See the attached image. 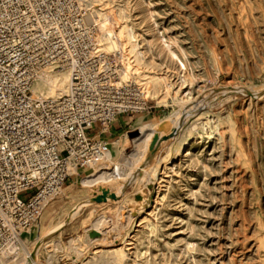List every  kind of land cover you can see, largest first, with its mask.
<instances>
[{
  "label": "rangeland",
  "instance_id": "1",
  "mask_svg": "<svg viewBox=\"0 0 264 264\" xmlns=\"http://www.w3.org/2000/svg\"><path fill=\"white\" fill-rule=\"evenodd\" d=\"M83 1L87 16L102 4L123 17L148 92L146 111L94 134L123 156L149 123L161 137L126 178L83 185L112 169L106 160L80 170L24 235V251L33 264H264V0ZM98 43L121 50L116 37ZM180 112L176 132L169 120Z\"/></svg>",
  "mask_w": 264,
  "mask_h": 264
},
{
  "label": "built area",
  "instance_id": "2",
  "mask_svg": "<svg viewBox=\"0 0 264 264\" xmlns=\"http://www.w3.org/2000/svg\"><path fill=\"white\" fill-rule=\"evenodd\" d=\"M118 70L77 0H0V258L18 253L65 184L104 157L95 128L148 109ZM45 71L67 73V93L34 94Z\"/></svg>",
  "mask_w": 264,
  "mask_h": 264
},
{
  "label": "bare ground",
  "instance_id": "3",
  "mask_svg": "<svg viewBox=\"0 0 264 264\" xmlns=\"http://www.w3.org/2000/svg\"><path fill=\"white\" fill-rule=\"evenodd\" d=\"M85 1L88 2L89 5L92 6L93 3L99 2L100 0H85ZM77 2L85 10L86 22L96 27V43H97L99 51L104 52L105 54L113 57L116 64L119 66L118 84L131 82L137 85L138 87H140L145 92L148 98V92L145 86L137 82V79L142 80L146 78V76L141 72V69H142L140 67V65L142 64L140 60L141 53L138 52L135 45L133 44L131 45V40L134 39V36L132 35L131 31L128 28H126V26L122 27L121 23H122L123 17H120L119 13L116 10H113L111 7H107L102 4L99 6H96L97 9L96 8L94 9L95 4H93L94 10L91 13H89V15L87 16V11L85 8L84 1L77 0ZM98 30H99V37H98ZM112 37L113 38L116 37L119 40V44L121 46V48L119 47L121 49L119 51V54L117 52L118 50L113 51L117 56L114 55L113 53H109V50L107 49H102V47L98 43L100 42V38H103L104 40H110ZM128 44L131 46L132 55L134 56L135 53L137 54L134 60H131L132 57H129L128 56L129 53L126 51V46ZM115 56L118 59V63H117ZM133 77H135L137 83L134 81H130V79ZM157 81L158 83L159 82L161 83L162 79L157 78ZM39 83L44 85V91L46 88H49L50 94L52 96L46 95L45 94L46 91L45 92L42 91L41 93H39V95L33 92L34 94L41 96L43 98H47V99H50V98L57 99L61 97L63 94L67 93L68 87L70 85V78L67 73H54L50 71H45L42 73L39 79L35 82L33 90L35 89V86ZM56 93H57V96H56ZM186 115L188 114H184V113L182 114V112H180V113H177L175 117H173L171 120H169L172 123V126H173L172 128H175L176 132H178L177 129H180V127L184 124L185 122L184 119L187 117ZM141 121L143 120L142 119L137 120L138 123ZM147 126L149 127V129L143 134H142L143 130L139 129L138 133L142 135L139 136L134 142L135 151L133 154H130L128 156H123L121 152H119L118 144L116 142L113 143L111 149H109V146H108V151L106 152L104 157L101 158L98 162H96V163H99L103 160L108 159V161L113 166L112 169L94 173L93 175H90L89 177L84 179L82 181V184L92 186L96 184L97 182L102 183V182H109L112 179L126 178L128 174L125 171L129 170L133 166H139L142 163L147 151L149 150L151 141L154 142V138L156 135L158 137H161V132L158 129V125H156L155 123L154 124L149 123ZM117 156H119L118 160H117ZM93 166H94V163L90 164L87 168L83 169V173L85 174V170L91 169ZM140 170L143 176V173L145 174V172L143 171L144 168ZM96 228H98V226H96ZM25 241L27 242L28 240L26 239ZM24 250H27V247L25 245H23L21 250L15 255L11 257L0 258V264H7L9 262H11L12 264H33L32 258H35L36 256L35 251L30 252V255L32 257L31 258ZM23 251L25 252V257L18 258L17 255L22 253ZM48 263H51V259L48 260Z\"/></svg>",
  "mask_w": 264,
  "mask_h": 264
},
{
  "label": "crops",
  "instance_id": "4",
  "mask_svg": "<svg viewBox=\"0 0 264 264\" xmlns=\"http://www.w3.org/2000/svg\"><path fill=\"white\" fill-rule=\"evenodd\" d=\"M114 121L115 122L110 124L111 125L110 128L112 131L118 132L119 129H121L123 126H125L130 121V117L128 115L127 116L126 115H120ZM140 126H142V125H138V129ZM106 161L108 163V159Z\"/></svg>",
  "mask_w": 264,
  "mask_h": 264
}]
</instances>
